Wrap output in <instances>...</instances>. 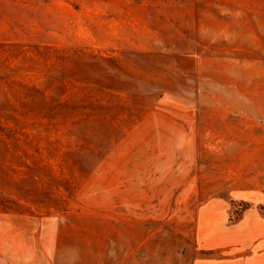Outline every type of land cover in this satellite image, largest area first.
I'll list each match as a JSON object with an SVG mask.
<instances>
[{
    "label": "rangeland",
    "instance_id": "obj_1",
    "mask_svg": "<svg viewBox=\"0 0 264 264\" xmlns=\"http://www.w3.org/2000/svg\"><path fill=\"white\" fill-rule=\"evenodd\" d=\"M245 214L264 0H0V264H203Z\"/></svg>",
    "mask_w": 264,
    "mask_h": 264
},
{
    "label": "crops",
    "instance_id": "obj_2",
    "mask_svg": "<svg viewBox=\"0 0 264 264\" xmlns=\"http://www.w3.org/2000/svg\"><path fill=\"white\" fill-rule=\"evenodd\" d=\"M227 229L220 239L211 237L207 247L212 254L203 264H264V215L245 214Z\"/></svg>",
    "mask_w": 264,
    "mask_h": 264
}]
</instances>
